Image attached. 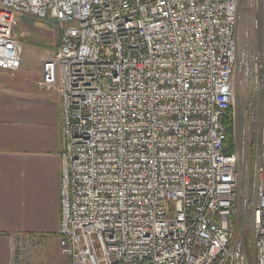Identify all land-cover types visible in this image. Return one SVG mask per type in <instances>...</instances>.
<instances>
[{
	"label": "built area",
	"instance_id": "obj_1",
	"mask_svg": "<svg viewBox=\"0 0 264 264\" xmlns=\"http://www.w3.org/2000/svg\"><path fill=\"white\" fill-rule=\"evenodd\" d=\"M241 10L256 20L264 0H0V71L22 65L20 14L60 28L37 84L63 109L71 264H264V107L251 94L233 111L238 82L264 93V53L243 44ZM38 240L15 239L10 264H46Z\"/></svg>",
	"mask_w": 264,
	"mask_h": 264
},
{
	"label": "crops",
	"instance_id": "obj_2",
	"mask_svg": "<svg viewBox=\"0 0 264 264\" xmlns=\"http://www.w3.org/2000/svg\"><path fill=\"white\" fill-rule=\"evenodd\" d=\"M52 54L41 56L36 74L22 68L23 57L15 76L0 71V264H10L21 235L45 236L48 263L71 264L48 248L62 222L64 115L59 93L37 81Z\"/></svg>",
	"mask_w": 264,
	"mask_h": 264
},
{
	"label": "rangeland",
	"instance_id": "obj_3",
	"mask_svg": "<svg viewBox=\"0 0 264 264\" xmlns=\"http://www.w3.org/2000/svg\"><path fill=\"white\" fill-rule=\"evenodd\" d=\"M243 7V5H242ZM240 31L243 29V39L244 43H247L246 40H249L250 45L246 44V47H252L255 52L264 53V16L262 13H259L256 20H250L245 16L243 10L240 12ZM254 21V22H253ZM16 31L22 35V42L24 45L23 53V67L30 70L29 73H37L36 68L40 62V58L43 54H51L56 49V45L61 39V32L58 26V23L47 16H35L30 14H20L19 22ZM247 50V48H246ZM34 70V71H33ZM10 75V74H9ZM11 76V75H10ZM239 81V78H238ZM238 90L236 94L235 103L233 106V111L237 116L243 118L242 112L244 111V105L247 100L254 98L255 107L258 111V114H261V111L264 107V93L263 92H250L246 86H243L238 82ZM242 235V232H241ZM246 252L252 259L253 250H252V241L251 233L245 232ZM38 241H28L29 250L32 256L36 257L37 260H42L44 255V249H47V241H45V247H42ZM49 253L56 256V253H60L61 257H66L61 252L59 247V241L57 238H54L48 242ZM59 255V254H58ZM34 257L31 258L34 261ZM46 264L48 263V257L45 255Z\"/></svg>",
	"mask_w": 264,
	"mask_h": 264
},
{
	"label": "trees",
	"instance_id": "obj_4",
	"mask_svg": "<svg viewBox=\"0 0 264 264\" xmlns=\"http://www.w3.org/2000/svg\"><path fill=\"white\" fill-rule=\"evenodd\" d=\"M225 127H226V139L224 141V153L231 154L234 152V144H233V120L231 116V110L228 112V115L224 119Z\"/></svg>",
	"mask_w": 264,
	"mask_h": 264
}]
</instances>
